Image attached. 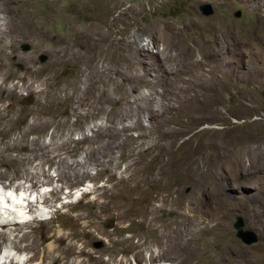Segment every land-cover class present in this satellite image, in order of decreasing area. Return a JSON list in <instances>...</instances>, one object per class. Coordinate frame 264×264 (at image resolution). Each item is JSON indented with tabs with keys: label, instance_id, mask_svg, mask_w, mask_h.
Masks as SVG:
<instances>
[{
	"label": "rangeland",
	"instance_id": "obj_1",
	"mask_svg": "<svg viewBox=\"0 0 264 264\" xmlns=\"http://www.w3.org/2000/svg\"><path fill=\"white\" fill-rule=\"evenodd\" d=\"M203 4L212 15L201 14ZM23 9L39 15L40 32L12 27L11 79L0 88V189L27 198L0 215L8 225L0 252L18 235L41 243L51 227L78 235L73 219L93 211L87 230L111 238L99 233L89 244L96 257L78 258L85 264H150L160 231L194 217L221 223L199 244L200 263L213 261L211 237L230 228L220 242L235 245L226 263L264 264V166H250L264 150V0H0L5 24ZM212 132H246L248 142L239 147L244 165L224 164L206 178L217 154ZM151 205L158 231L139 218ZM236 217L256 243L238 239ZM23 253V262L34 254Z\"/></svg>",
	"mask_w": 264,
	"mask_h": 264
},
{
	"label": "bare ground",
	"instance_id": "obj_2",
	"mask_svg": "<svg viewBox=\"0 0 264 264\" xmlns=\"http://www.w3.org/2000/svg\"><path fill=\"white\" fill-rule=\"evenodd\" d=\"M23 11L24 13L22 15L16 16L12 24L3 23V19L0 17V80L2 81V83H0L1 89H5L3 84L6 83L9 79H11L10 78L11 73H9L8 71L9 64L16 52L15 48H13L12 37L16 36L15 35L16 32H20V34L25 32L28 36H36L40 32V22L38 19L39 15H35L30 9H23ZM7 12L9 13V9H7ZM12 27L14 28L13 30H15V33L12 32ZM247 137L248 134L246 132H243V134L236 139H230L227 133L222 134V133L212 132L211 137H209L210 139L209 144H211L217 150V154L214 160L209 162L210 164L209 173L206 174L205 177L211 178L213 169H221L224 164H228V166L231 165L234 168H238L239 166L244 165L245 153L244 150L242 149L243 147L242 148L239 147L242 146L244 142L246 143ZM232 145L236 147H234V150H229L232 147ZM263 152L256 156V158L253 161L254 165L251 163L250 166H253L254 168L257 167V169L264 166V159L262 160L260 157V155L262 156L264 154ZM228 179L229 178H226L225 181ZM9 198H11V202H8L9 199L6 202L5 201L2 202V196H0V201H1L0 208H4L6 210L4 211L3 209V211L0 212V215L3 212L4 215L5 212H9V211L15 212L18 207H21V205H19V202L21 200L15 197V193L10 194ZM12 202L15 210L10 209V207L3 206V203H6L10 206ZM36 203L39 204V202ZM34 206H36V204H34ZM114 210L118 212V216H119L118 220L125 222V220L127 219V211L125 209H120V208ZM157 211H158L157 207L155 205H151L145 208L144 211L139 215V218H141L142 221L147 224V227L150 230L158 231L160 229L156 227L154 220L152 219V217L156 215ZM201 211L203 213L205 212L203 209ZM94 216L95 213L91 211V213L87 216L78 215L76 218L73 219V222L78 223V225L80 226L78 235H73V234L70 236L63 234L58 235V232L53 230L52 227L49 230L51 234L50 235L47 234L46 236H44L42 238L41 243L39 242L37 235L32 236L25 234L22 237L18 235L16 236L15 239L12 240L9 246L7 245L6 247L4 246V249L0 252V255H2L3 257L4 256L10 257V262L12 264H31L35 261L40 262V264H85L83 262H79L78 258L86 257L87 259L92 260L96 257L95 253L97 251L89 248L90 247L89 244L91 243V241L99 233L100 234L106 233L109 237L111 236L109 232L98 230L97 228L94 231L93 229L87 230V227H90L94 223V221H92L91 219ZM261 218L262 221H264L263 216ZM83 219L88 220L87 226L80 225V221ZM2 223L5 224V221ZM29 224L30 222L25 221V222H20L19 225L26 226ZM220 225L221 223L217 225H209L206 222H204L203 219L194 217V218H186L178 225L167 226L165 229H162L160 231V238L157 242L158 252L156 254V252L152 250L151 258L149 260L150 264H166L167 262H170L171 264H195V262H199V264H202L200 262L203 258V249L199 247V244L203 240L205 241L209 240L208 235L211 232H213V230L217 228L219 229ZM0 226L6 227L8 225L0 224ZM221 230L223 231V234L216 233L211 237L209 241L211 244L215 245V247L214 248L211 247V249L212 250L217 249V252L212 255L214 259L210 264H227L226 259H229L231 256L233 257V253L235 250L234 244L226 242L220 245V242L223 240V238L227 237L229 233H231V229L225 228ZM6 239H7V232L5 231L0 232V245L2 243L1 241L2 240L5 241ZM46 241H52L54 244H56V246L53 247L51 250H48L46 248L42 249L41 247L45 244ZM26 242L29 243L26 244L25 247L23 248L22 243H26ZM12 250H16L17 254L20 256H23L25 254L23 252H25L26 250L33 251L34 254L31 257H29L27 260H25L26 262H23V260L19 256H16L17 254L13 256L11 255ZM108 251H109V247L106 246L103 250L99 251V253L103 254V253H107ZM17 257H19L20 259ZM249 258L244 257V262L240 260L241 264H249V260H248ZM20 260L22 261L20 262ZM138 260L140 263L144 262V257L139 255ZM232 262L229 264H233ZM234 262H237L236 258L234 259Z\"/></svg>",
	"mask_w": 264,
	"mask_h": 264
},
{
	"label": "water",
	"instance_id": "obj_3",
	"mask_svg": "<svg viewBox=\"0 0 264 264\" xmlns=\"http://www.w3.org/2000/svg\"><path fill=\"white\" fill-rule=\"evenodd\" d=\"M199 11L201 12L202 15L204 16H210L213 14V8L210 4H203L199 6ZM236 17L240 16V13L237 12ZM22 48L24 51H28L30 49L28 44H23ZM41 62H45L46 61V57L45 56H40L39 57ZM233 227L236 230V236L238 237V239H240L243 243H245L246 245H251L254 244L258 241V237L256 235V233L254 231L251 230H246L244 228V221L241 217H236L235 218V222L233 223Z\"/></svg>",
	"mask_w": 264,
	"mask_h": 264
},
{
	"label": "clouds",
	"instance_id": "obj_4",
	"mask_svg": "<svg viewBox=\"0 0 264 264\" xmlns=\"http://www.w3.org/2000/svg\"><path fill=\"white\" fill-rule=\"evenodd\" d=\"M18 192H19V193H25V192H22V191H21V192H20V191H17L16 193H18Z\"/></svg>",
	"mask_w": 264,
	"mask_h": 264
}]
</instances>
